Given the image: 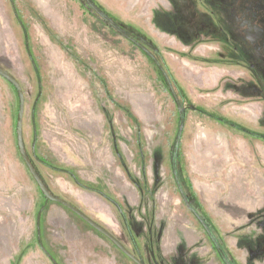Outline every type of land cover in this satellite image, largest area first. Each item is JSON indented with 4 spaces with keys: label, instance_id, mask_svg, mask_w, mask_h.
<instances>
[{
    "label": "rangeland",
    "instance_id": "rangeland-1",
    "mask_svg": "<svg viewBox=\"0 0 264 264\" xmlns=\"http://www.w3.org/2000/svg\"><path fill=\"white\" fill-rule=\"evenodd\" d=\"M88 1L156 56L179 102L87 1L0 0V68L22 86L24 146L41 180L135 253L130 230L148 264H225L175 182L184 121L188 199L232 264H264V0ZM19 107L0 75V264H134L42 193L19 152ZM34 129L43 159L96 190L41 165Z\"/></svg>",
    "mask_w": 264,
    "mask_h": 264
},
{
    "label": "trees",
    "instance_id": "trees-1",
    "mask_svg": "<svg viewBox=\"0 0 264 264\" xmlns=\"http://www.w3.org/2000/svg\"><path fill=\"white\" fill-rule=\"evenodd\" d=\"M85 1H87V3L93 8V10H94V12H97V14L98 15H100V17H102L103 18V20L104 21H106L109 25H111L113 28H115L116 30H118V32L120 33V34H122L124 37H126V38H129V40L130 41H132V43H134L135 45H137L142 51H144L153 61H154V63H156V65H157V67L160 69V71L162 72V74H163V76H164V78H165V80H166V82H167V84L169 85V88L171 89V93L173 94V96L175 97V100H177L178 102H179V99H178V96H177V92H176V90H175V87H174V85H173V83H172V78H171V76H170V74L167 72V70L164 68V66L159 62V60L156 58V56L145 46V45H143L141 42H139V41H137L136 39H134V38H130V37H128L127 35H126V33L125 32H123L122 30H119L118 28H117V26L114 24V23H112V21H110L109 19H107V18H105V16H103L102 14H101V12H98L97 10H96V8L94 7V4L92 3V2H89L88 0H85ZM21 12L22 11H20V10H18V14L20 15V16H18V19H20V17H21ZM19 23H21L20 22V20H19ZM23 28H24V30H25V28H26V26H24L23 25ZM27 32V30H25V33ZM26 36H27V51H28V54H29V57L31 58V60H33V57H34V55H33V53H32V48H31V45H30V43H29V41H30V37H29V39H28V35L27 34H25V38H26ZM39 71V70H38ZM37 71V72H38ZM2 76V75H1ZM3 77V76H2ZM5 78V77H4ZM24 121V120H23ZM219 122V121H218ZM183 123H184V121H183ZM229 127V126H228ZM185 128V127H184ZM184 128H183V130H184ZM230 128V127H229ZM37 135L38 134H36V130L34 129V143H33V146H32V153H33V156L35 157V158H37V160L38 161H40L39 163L41 164V165H43L44 167H46V168H48V169H50L51 171H54V172H56V173H63V174H67V175H69L72 179H73V181L77 184V186H81V188H84V189H88V190H96L95 188H93V187H91V186H89V185H86L80 178H79V176L76 174V172L73 170V169H65V168H60V167H57V166H55V165H52V164H50L49 162H47L45 159H43V157H41L40 156V152H39V150H38V145H37ZM181 139H182V136H181ZM181 139H180V141H181ZM23 141H24V138H23ZM180 142H179V144H176V147L174 148V152H173V163H172V165H173V174H174V178H175V182H176V184H177V187H178V189L180 190V193H181V197H182V199H183V201L187 204V199H188V196H187V194L185 193V191H184V189H183V187H182V184H181V182H180V179L178 178V171H177V159H178V157L180 156V154H179V149H180ZM25 147V146H24ZM26 150V149H25ZM21 155V154H20ZM29 158V157H28ZM30 160V159H29ZM24 161V160H23ZM31 162V161H30ZM25 163V162H24ZM32 163V162H31ZM27 165V164H26ZM33 165V164H32ZM28 168V167H27ZM29 170V169H28ZM36 170V169H35ZM38 173V172H37ZM30 175H32V174H30ZM37 183V182H36ZM102 195H104V196H106L107 197V195L104 193V192H100ZM107 198H109V197H107ZM49 200V199H48ZM109 200H112V202L113 203H115L116 201H113V199H111V198H109ZM49 201H51V200H49ZM67 201V200H66ZM188 201H190L189 199H188ZM51 202H53V201H51ZM69 202V201H68ZM69 203H71L73 206H75V207H77L75 204H73L72 202H69ZM116 204V206H117V208L118 209H120L122 212H123V214H124V211H123V207H122V205L120 204V203H115ZM187 206H188V204H187ZM190 207V209L192 210V212H193V214H194V216L196 217V219L199 221V223L201 224V226L203 227V229L206 231V233H207V235H209V237L211 238V236H210V233L207 231V229L203 226V224H202V221H200V219L198 218V216L196 215V214H198L200 217H201V219H203V217L199 214V212L192 206V204H191V206H189ZM66 208V207H65ZM66 209H68V208H66ZM68 211H70L73 215H75L76 217H78L80 220H82L87 226H89L91 229H93V230H96V228L94 229L92 226H90L85 220H83L80 216H78L76 213H74L73 211H71L70 209H68ZM124 219H125V223H126V226H127V228H128V230H129V225H128V222L126 221V217H125V215H124V217H123ZM203 221L206 223V221L203 219ZM207 224V223H206ZM207 226H208V224H207ZM208 229L210 230V232L212 233V234H214L213 232H212V230L210 229V227L208 226ZM96 232L97 233H100V232H98L97 230H96ZM129 232H130V234H131V236L133 237V238H131V240H132V242H133V244H134V250H135V253H133L136 257H138L144 264H148L147 263V261H146V259H145V257H144V255L142 254V251L140 250V248H139V246H138V244L136 243V240H135V238L136 237H134V235L131 233V231L129 230ZM39 234V236H40V238H41V233L39 232L38 233ZM101 234V233H100ZM101 235H103V234H101ZM104 236V235H103ZM214 236H215V234H214ZM105 237V236H104ZM216 237V236H215ZM105 238H107V237H105ZM216 239H217V241H218V244L220 245V247H221V249H222V252L224 253V255L226 256V258H227V260H229V257H228V255L226 254V252H225V250L223 249V247H222V245L220 244V242H219V240H218V238L216 237ZM108 240L110 241V239L108 238ZM211 240H212V238H211ZM212 242H213V244H214V247H215V249H217L218 250V252L220 253V255H221V257H222V261H224V263L225 264H227L226 263V261H225V259H224V257H223V255H222V253L219 251V249H218V247H217V245L215 244V242L212 240ZM42 243V242H41ZM110 243L119 251V253H121V255H123L125 258H127V259H130L128 256H126L124 253H123V251H121L120 249H118L117 247H116V245L112 242V241H110ZM41 246L43 247V249H45V247H44V245L43 244H41ZM52 256V258H54L55 259V257H54V255L52 254L51 255ZM131 260V259H130ZM58 261V263L57 264H63V261L60 259V260H57ZM131 261H133V260H131ZM134 262V261H133ZM229 262L231 263V261L229 260ZM134 264H136L135 262H134ZM232 264V263H231Z\"/></svg>",
    "mask_w": 264,
    "mask_h": 264
},
{
    "label": "water",
    "instance_id": "water-1",
    "mask_svg": "<svg viewBox=\"0 0 264 264\" xmlns=\"http://www.w3.org/2000/svg\"><path fill=\"white\" fill-rule=\"evenodd\" d=\"M0 75H2L7 80H9V82L13 83L16 86L17 90H18L19 97H20V107H19L20 109H19L18 123H17V140H18L19 152H20L21 157L24 160L25 164H27V167H28L30 173L32 174V176L35 179V181L37 182V184H38L39 188L41 189L42 193L45 195V197L47 199L53 201V202L55 201V202L65 206L66 208H68L71 211H73L74 213H76L83 220H85L90 226H92L94 229L96 228V230L98 232L103 234L105 237L109 238L110 241H112L116 245V247L118 249L123 251V253L125 255H127L130 259H132L136 264H144L138 257H136L130 250H128V248L122 242H120L114 235H112L108 230H106L101 225L96 223L93 219H91L85 213H83V211H81L79 208L73 206L68 201L54 196L50 192V190L46 187L44 182L41 180L39 174L35 170L34 166L30 162V160L28 158V155L26 153V150H25L26 148L24 147V141H23V120H24V112H25V95H24L22 86H21L20 82L14 76H12L10 73H8L6 70H4L2 68H0ZM181 110H182V108H181ZM183 128H184V123L182 121L181 125H180V128H179L178 141L176 142L177 144H179V142H180V139H181V136H182V132H183ZM187 204H188V206H191V201H188V199H187ZM196 215L198 216L200 221H202L203 226L210 233V236H211L212 240L215 242V244L217 245L219 251L222 253L226 263L227 264H231L229 262V260H227V258L224 255V253L222 252V249H221L220 245L218 244V241H217L216 237L208 229L207 224L203 221V219H201V217L198 214H196Z\"/></svg>",
    "mask_w": 264,
    "mask_h": 264
},
{
    "label": "flooded vegetation",
    "instance_id": "flooded-vegetation-1",
    "mask_svg": "<svg viewBox=\"0 0 264 264\" xmlns=\"http://www.w3.org/2000/svg\"><path fill=\"white\" fill-rule=\"evenodd\" d=\"M115 204V203H114ZM116 205V204H115ZM116 208H117V206H116ZM118 209V208H117ZM118 211H119V214L122 216V217H124V214H123V212L120 210V209H118ZM130 233V232H129ZM131 238H133L132 236H131V234L129 235ZM134 246V245H133ZM128 250H130V249H128ZM127 256V255H126ZM132 260V259H131Z\"/></svg>",
    "mask_w": 264,
    "mask_h": 264
}]
</instances>
